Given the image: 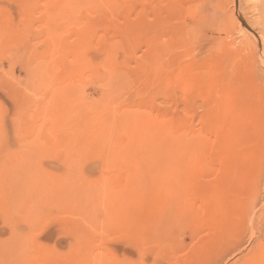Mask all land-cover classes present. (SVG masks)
I'll list each match as a JSON object with an SVG mask.
<instances>
[{"label": "rangeland", "instance_id": "obj_1", "mask_svg": "<svg viewBox=\"0 0 264 264\" xmlns=\"http://www.w3.org/2000/svg\"><path fill=\"white\" fill-rule=\"evenodd\" d=\"M198 1L0 0V264H264V37Z\"/></svg>", "mask_w": 264, "mask_h": 264}, {"label": "bare ground", "instance_id": "obj_2", "mask_svg": "<svg viewBox=\"0 0 264 264\" xmlns=\"http://www.w3.org/2000/svg\"><path fill=\"white\" fill-rule=\"evenodd\" d=\"M214 1H220V4H223L222 2H221V0H199L198 2H197V4H196V9L197 10H200L203 6H205L206 4H208V3H211V2H214ZM234 1V0H233ZM193 2V1H192ZM235 2V1H234ZM244 5H246V7L243 9V7L244 6H242L241 5V8L244 10V13H245V15L248 17V21H250L252 24H253V26L257 29V31L260 33V34H262V37L261 38H263L264 37V0H246L245 1V4ZM235 8V7H234ZM139 9V8H138ZM242 10V11H243ZM195 11V8L193 9V11L191 12V13H195L194 12ZM241 11V10H240ZM242 13V12H241ZM242 16H243V13L241 14ZM189 16V15H188ZM257 31H255L256 33H257ZM259 35V34H258ZM261 35H259V37H260ZM264 39V38H263ZM262 41V40H261ZM262 43H263V41H262ZM264 46V45H263ZM187 146V145H186ZM191 147V146H190ZM199 148V147H198ZM187 150H189V149H187ZM192 150V149H191ZM190 154V153H189ZM187 155V154H186ZM24 156V155H23ZM24 157H22V155L21 156H19L18 155V157H16V158H13V160L12 161H14V160H16V162H15V164H16V166H17V168L19 169V175L18 176H15V178H18L21 182L23 181L24 183H22V186L25 184V182H30L31 183V179H29V181H25V179H24V177L26 178V176H24V162L22 161V160H24L23 159ZM191 158V157H190ZM18 160V161H17ZM191 162V161H190ZM3 164V163H2ZM8 165V164H7ZM2 166V165H1ZM12 166V165H11ZM15 167V166H14ZM2 169H3V166H2ZM18 169H17V171H18ZM4 170V169H3ZM14 170V169H13ZM16 172V171H15ZM34 172V171H33ZM35 172H37V171H35ZM39 172V171H38ZM8 173V172H7ZM6 173V174H7ZM17 174H18V172H16ZM44 173V172H43ZM5 174V175H6ZM9 174V173H8ZM27 174H29L28 172L26 173V175ZM36 174H38V173H36ZM39 174H40V172H39ZM136 174H138V178L139 177H141L142 178V176H141V172H139V173H136ZM10 175H11V173H10ZM9 175V176H10ZM15 175V174H14ZM30 175V174H29ZM32 175V174H31ZM31 175H30V177H31ZM42 175L43 174H41V175H39V176H35V178H33V179H35V183H36V185H38L37 187L38 188H40L41 186L43 187V186H45L46 188H47V186H57V185H59V186H64L63 184H61L60 185V183H58V182H61V181H55V179L53 178V176H50V175H48V177L49 178H51V179H49L46 175L45 176H43L42 177ZM8 175H7V177H9ZM11 176H13V175H11ZM28 176V175H27ZM41 176V177H40ZM29 177V178H30ZM34 177V176H33ZM45 177H47V178H45ZM161 177V176H160ZM5 178V177H4ZM10 178V177H9ZM64 178V177H63ZM62 178V179H63ZM140 178V179H141ZM11 179V178H10ZM54 181H53V180ZM59 179V178H58ZM66 179V178H65ZM70 179H71V177H70ZM135 179V178H134ZM148 179V178H147ZM146 179V180H147ZM151 179V178H150ZM154 179V178H153ZM156 179V178H155ZM164 179H165V184L163 185V186H169V175H168V170L164 173ZM15 180V179H14ZM142 180V179H141ZM152 180V179H151ZM9 181V180H8ZM18 182V183H21V182ZM33 181V180H32ZM63 181L65 182V180L63 179ZM74 181V180H73ZM143 181V180H142ZM145 181V180H144ZM161 181H162V178H161ZM164 181V180H163ZM15 182H17V180L15 181ZM15 182H14V184H15ZM55 182H57V184L55 183ZM67 182V181H66ZM10 183V182H9ZM8 183V184H9ZM35 183H32V184H35ZM79 183V182H78ZM145 183H146V181H145ZM6 184V183H5ZM11 184V183H10ZM10 184H9V186H10ZM32 184H30V185H28V184H26L25 186H31V188H33V187H35L36 185H32ZM80 184V183H79ZM161 184H162V182H161ZM12 185V184H11ZM21 185V184H20ZM19 184L18 185H15V186H20ZM66 185V184H65ZM71 185H72V182H71ZM1 186H4V185H1ZM5 186H7V185H5ZM58 186V187H59ZM66 186H69L68 184L66 185ZM83 186V185H82ZM36 187V188H37ZM45 187L43 188L44 189V191L46 190L45 189ZM79 187V186H78ZM20 188H21V186H20ZM23 188H24V186H23ZM37 188V189H38ZM63 188H65V187H63ZM41 189V188H40ZM39 189V191L41 192V190ZM50 189V188H49ZM21 190H22V188H21ZM24 190V189H23ZM43 191V190H42ZM68 191H70L69 189H68ZM23 199V198H22ZM22 199H21V203H23L22 202ZM23 201H24V199H23Z\"/></svg>", "mask_w": 264, "mask_h": 264}]
</instances>
